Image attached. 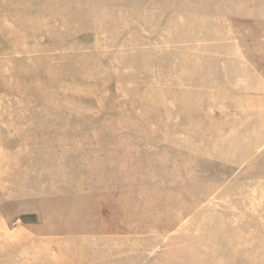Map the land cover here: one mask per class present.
Masks as SVG:
<instances>
[{
  "label": "rangeland",
  "instance_id": "rangeland-1",
  "mask_svg": "<svg viewBox=\"0 0 264 264\" xmlns=\"http://www.w3.org/2000/svg\"><path fill=\"white\" fill-rule=\"evenodd\" d=\"M0 264H264V0H0Z\"/></svg>",
  "mask_w": 264,
  "mask_h": 264
}]
</instances>
